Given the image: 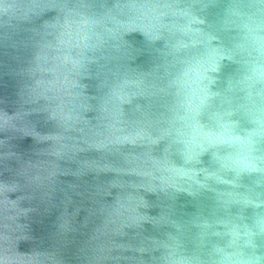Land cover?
<instances>
[{
    "label": "clouds",
    "instance_id": "9594fccd",
    "mask_svg": "<svg viewBox=\"0 0 264 264\" xmlns=\"http://www.w3.org/2000/svg\"><path fill=\"white\" fill-rule=\"evenodd\" d=\"M0 264H264V0H0Z\"/></svg>",
    "mask_w": 264,
    "mask_h": 264
}]
</instances>
